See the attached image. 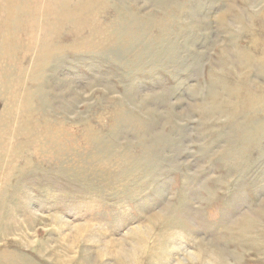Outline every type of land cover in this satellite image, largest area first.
Here are the masks:
<instances>
[{
  "label": "rangeland",
  "instance_id": "rangeland-1",
  "mask_svg": "<svg viewBox=\"0 0 264 264\" xmlns=\"http://www.w3.org/2000/svg\"><path fill=\"white\" fill-rule=\"evenodd\" d=\"M0 264H264V0H0Z\"/></svg>",
  "mask_w": 264,
  "mask_h": 264
},
{
  "label": "bare ground",
  "instance_id": "bare-ground-1",
  "mask_svg": "<svg viewBox=\"0 0 264 264\" xmlns=\"http://www.w3.org/2000/svg\"><path fill=\"white\" fill-rule=\"evenodd\" d=\"M197 261V260H196Z\"/></svg>",
  "mask_w": 264,
  "mask_h": 264
}]
</instances>
